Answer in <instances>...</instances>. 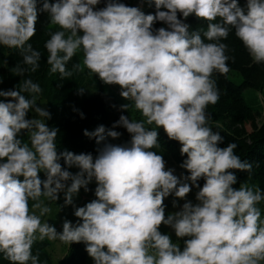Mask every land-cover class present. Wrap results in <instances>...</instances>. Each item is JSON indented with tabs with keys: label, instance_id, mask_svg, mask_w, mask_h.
Returning a JSON list of instances; mask_svg holds the SVG:
<instances>
[{
	"label": "clouds",
	"instance_id": "clouds-1",
	"mask_svg": "<svg viewBox=\"0 0 264 264\" xmlns=\"http://www.w3.org/2000/svg\"><path fill=\"white\" fill-rule=\"evenodd\" d=\"M37 2L0 0V45L30 53L24 62L32 71L40 54L24 45L36 33ZM98 3L43 0L39 11L71 33L65 39V32L58 31L46 42L50 72L71 76L65 64L82 49L84 67L103 83L119 85L121 97L134 102L148 125L162 126L169 139L180 143V154L187 157L180 166L189 175L178 178L173 170H165L163 157L150 150L159 147L156 128L149 130L144 122L124 115L113 127L121 125L131 134L128 144L108 143V137L116 139L121 133L100 125L83 133L102 144L95 158L91 153H58L57 130L26 119L31 109L50 118L36 105L35 96L28 99L22 94L39 93L40 87L25 80L18 90H0V97L11 98L0 101V253L11 264L29 260L38 264L32 245L47 237L68 245L84 242L94 264H261L264 226L256 204L264 200V193L232 187L237 177L230 170L250 172L252 164L234 153L237 144L218 146L223 137L206 126V109L220 99L212 75L229 71L228 46L222 41L233 28L252 61L264 63V0H246V11L238 0H154V15L116 0L94 10ZM178 13L185 19L194 14L209 21L203 32L209 42L199 32L189 34ZM217 17L220 21L213 23ZM156 21L168 28L153 33ZM22 72L17 68L16 74ZM121 107L128 109L127 104ZM22 130L30 133L31 148L17 138ZM61 158L68 168L79 171L73 174L62 168ZM41 171L43 180L38 176ZM202 177L201 187L197 181ZM93 179L96 199L74 211L82 222L65 220L57 232L29 213V199L38 201L44 195L57 200L63 191L64 204L70 205ZM186 181L199 189L198 203L186 201L180 211L165 218L164 198L174 194L184 199L191 191ZM33 208L41 215L48 212L40 203ZM162 223L177 238H186L183 249L159 232Z\"/></svg>",
	"mask_w": 264,
	"mask_h": 264
},
{
	"label": "trees",
	"instance_id": "trees-1",
	"mask_svg": "<svg viewBox=\"0 0 264 264\" xmlns=\"http://www.w3.org/2000/svg\"><path fill=\"white\" fill-rule=\"evenodd\" d=\"M143 4L141 7L134 5V2ZM246 3V0H238ZM54 3V0H48ZM108 0L100 1L94 6L98 10L106 6ZM129 7H138L145 15L155 14L157 11L154 0H116ZM43 0H38V18L35 24L36 33L24 45L26 49L30 44L33 51L38 52V67L32 71L31 65L24 62L25 53L23 49L8 48L0 45V90H18L25 80H31L37 84L41 91L39 93H22L26 98L31 99L35 96V102L41 100L44 103V109L50 113V118L42 117L50 129L57 130L55 144L57 152L71 151L74 154L91 153L93 157L98 154L97 149L102 147L97 145L95 138L85 136L84 130H95L96 127L103 125L107 129L115 130L121 135L113 139L107 138L108 143L125 145L131 139V134L121 126L116 125L121 115H124L133 122H144L146 128L155 129L156 126L148 125L146 118L140 110L135 108L134 102L126 100L120 95L119 85L111 86L103 83L96 74H92L83 65V51L77 50L72 58L66 62L65 68L71 72V76H62L59 72L51 73V65L48 64L49 52L46 49V42L51 36L58 32H65V39L70 35L67 30L60 28L59 25L50 23L49 14L45 11H39L42 8ZM160 10H166L163 7ZM178 19L188 25V32H199L204 42H209L203 36L207 30L209 21L189 15L186 19L179 13ZM221 18L217 17L213 23L219 22ZM167 29L164 22L156 21L152 25L153 33L159 28ZM81 35V34H80ZM228 47L226 55L229 56V71L226 74L213 73L212 79L215 80L219 90V101L214 105H208L206 114L208 115L207 125L214 132H219L223 141L218 144L219 147H226L229 143L237 144L234 153L241 160L252 164V170L233 171L237 177V182L232 185L234 189L246 187L253 192L261 190L264 193V103L261 109H254L244 100L243 91L246 88L254 89L264 96V63H254L249 56L242 42L235 36L234 28L229 32L226 40L222 41ZM64 55V53H60ZM79 65L80 69L75 66ZM17 68L23 69L21 75L16 74ZM236 72L240 76V81L236 82L228 74ZM83 89L81 92L80 90ZM11 98L0 97V101H6ZM264 99V97H263ZM128 105V109H123L121 105ZM32 110V109H31ZM31 110L26 114V119H32ZM81 113L83 117H81ZM261 114V121H257ZM250 126V130L246 125ZM158 132L159 147L150 149L161 155L167 164L175 166L184 176L189 175L188 171L180 165L187 158L186 154H180V143L169 139L164 132L163 127L156 128ZM29 132L22 130L17 138L22 143L28 144ZM2 162V161H0ZM59 163L62 168H67L63 158ZM41 180L45 179L43 171L38 173ZM23 179V177H19ZM203 177L197 183L199 186L204 184ZM67 183L70 184V181ZM96 185L87 186L88 195L95 196ZM62 192V191H61ZM59 192L58 194H60ZM45 200L46 204L52 203L54 199L41 195L38 201L28 200V207L31 209L34 204ZM91 202V201H90ZM89 203V202H88ZM261 210L264 207V200L256 204ZM264 220V217H260ZM80 218L75 216L74 225L78 224ZM51 241L45 238L43 241L37 239L32 245V255L38 257V264H94L93 259L86 251L84 242L67 244L65 253L56 262L51 261L49 246ZM0 264H11L0 253ZM31 264V260L28 261Z\"/></svg>",
	"mask_w": 264,
	"mask_h": 264
},
{
	"label": "rangeland",
	"instance_id": "rangeland-1",
	"mask_svg": "<svg viewBox=\"0 0 264 264\" xmlns=\"http://www.w3.org/2000/svg\"><path fill=\"white\" fill-rule=\"evenodd\" d=\"M100 1H103V0H100ZM134 5L141 7L143 4L135 1ZM238 5L241 8L245 9V11H246V3L238 1ZM69 34H71V33L69 32ZM80 34H82V33H78V35H80ZM228 75L230 76V78H232L236 82H239L241 79L239 74H237L234 71ZM106 85L111 86L109 84H106ZM243 96H244V100L248 103V105L252 106L254 109H257V110L261 109V106L264 103V99H263L264 96L262 93L255 91L254 89H251V88H246L243 91ZM36 105L44 109V103L41 100H38L36 102ZM31 117H32V119H37L40 121L42 120V116H39L35 112L34 109L31 110ZM257 121L258 122L261 121V114L258 117ZM245 125H246V128L248 130H250V126L247 124H245ZM29 136H28V145L31 148V142H30ZM32 150L35 151L34 149H32ZM168 169L173 170V174L176 175L178 178L181 175H183L175 166L165 163V170H168ZM67 170L72 172L73 174H75L77 171H79V169L76 167H71V168L67 167ZM186 182H188L191 186L190 181H186ZM90 185H96V182L94 179L87 186H90ZM198 190L199 189L197 187L191 186V191L186 195V197L184 199L177 198L174 196V194H170L168 197L164 198L165 218H167V216L170 214H174V213L180 211L182 208V205L186 201H190L192 204L198 203V201L196 200V192ZM94 199H96V196L88 195V193L84 191V187H81L79 192L73 196V203L70 205H65L64 204V192L62 191L60 194H58V199L54 200L52 203L46 204L45 200H42L39 202L42 207L48 208V212L41 215V210L39 208H33L32 207L31 209H29V213L37 215L40 218L41 225L48 223L50 226L55 227L57 232H61L62 231V225H63V222L65 220L74 223L75 208L76 207H82ZM173 201L176 202L175 206L173 205ZM260 214H261L260 217L262 216V218H263L264 217V207L261 208ZM260 220L262 222V226H264V220L263 219H260ZM158 230L161 234L169 235V237L172 239V242L175 244H178V246L181 249H183V246H184L183 240L186 238H177L175 236L174 230L170 226L165 225L163 223L159 226ZM36 235L38 237L39 233L37 232ZM50 241H51V245L48 248H49V252H50V256H51V261L56 262L57 259H60L62 257V255L65 253V249H66L65 246H67V244L61 242L58 238L50 240ZM152 251H154V250H151L150 254ZM261 264H264V261H261Z\"/></svg>",
	"mask_w": 264,
	"mask_h": 264
},
{
	"label": "built area",
	"instance_id": "built-area-1",
	"mask_svg": "<svg viewBox=\"0 0 264 264\" xmlns=\"http://www.w3.org/2000/svg\"><path fill=\"white\" fill-rule=\"evenodd\" d=\"M151 251V250H150Z\"/></svg>",
	"mask_w": 264,
	"mask_h": 264
}]
</instances>
